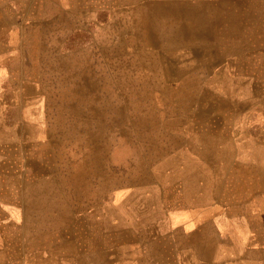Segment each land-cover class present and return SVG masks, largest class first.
I'll list each match as a JSON object with an SVG mask.
<instances>
[{
    "label": "rangeland",
    "instance_id": "rangeland-1",
    "mask_svg": "<svg viewBox=\"0 0 264 264\" xmlns=\"http://www.w3.org/2000/svg\"><path fill=\"white\" fill-rule=\"evenodd\" d=\"M263 1L0 0L7 125L10 111H22L20 130L0 143V188L26 233L38 226L36 253L53 249L52 264H63L68 241L70 264H77L79 237L86 257L95 241L129 237V219L111 234L115 208L126 216L146 196L158 205L163 192L195 184L223 197L247 185L242 175H264V150L261 165L237 159L242 144L257 137L264 144ZM78 97L93 102L76 107ZM78 110L98 116L55 133ZM53 130L71 173L86 158L84 198L66 199L56 211L65 166L54 162ZM84 138H91L89 155L75 144Z\"/></svg>",
    "mask_w": 264,
    "mask_h": 264
},
{
    "label": "crops",
    "instance_id": "crops-1",
    "mask_svg": "<svg viewBox=\"0 0 264 264\" xmlns=\"http://www.w3.org/2000/svg\"><path fill=\"white\" fill-rule=\"evenodd\" d=\"M227 1L222 0L220 4H225ZM255 2L261 3V0H255ZM4 17L2 11L0 15L1 34L5 30ZM5 53L4 44L1 43L0 143L3 144H5L7 134L20 130L22 117L20 109H13L10 111L13 114V122L7 125L4 96L6 81L5 57L3 56ZM81 102L88 104L93 102V99L78 97L71 103L77 107ZM94 114L96 113L92 115ZM92 115L89 113L84 116L79 110L77 114L69 111L68 115L63 116L62 128L58 132L53 130V140L58 137L54 136V132L69 133L71 126H80L87 121H93ZM57 116L58 119L54 121L59 120V115ZM102 116L104 115L99 116L100 119H103ZM109 122L106 124L110 125ZM76 132L85 133V130ZM88 133L92 132L88 131ZM90 140L91 138L88 140L84 138L75 144L81 147L80 149L84 151V154L86 152L89 155ZM51 142L53 145L51 151L55 161L52 160L59 163L61 167L65 166L60 170L61 186L57 191L58 196L62 194L65 198H62L58 203L53 202L51 204V210L56 211L58 204L67 205L66 199L68 201L71 198H84L86 190L83 185L85 176L82 167L86 163V158L79 157L77 175L73 174L70 171L69 156L59 153L61 146H56L57 142ZM67 144L71 145L68 140ZM64 147L66 146L62 144V148ZM263 150L264 144L258 137L254 138L253 142L246 145L242 144L237 158L239 164L242 166L263 164L261 161ZM254 174L248 177L242 175L243 181L247 182V185H239L236 189L231 187L224 192L226 196L223 197L209 196L208 190L200 191L195 184L193 189L163 192L164 201L158 205L150 202L146 196V200L137 203L143 206L140 207L142 209L137 211L138 206L133 205L134 210L129 214L126 213V216L122 212L118 213L115 208V211L113 213L110 211L111 214L109 215V223L113 222L111 234L126 226V230H129V237L123 243L115 241L107 246H102L101 240L95 241L92 246L93 251H89L91 254H88L91 255L90 257H86V244L80 245L83 239L79 237L77 264H87L88 261L93 264H264V186L262 187L260 184L262 181L264 183V175ZM194 176L196 183V174ZM76 179L77 188H74V180ZM204 193L205 196L202 199L200 196ZM173 197L175 200L173 199V204H170L168 201H171L169 199ZM165 198L169 199L165 200ZM10 207L6 202L4 189L0 188V264H27L30 260L33 264H52L54 262L53 249H51L50 255H46V257L36 253L38 226L35 225L37 230L34 229V234H27L26 228L18 220L20 217ZM63 219L65 221V217ZM128 219L129 224L126 223L124 227L122 225L119 227V220L127 221ZM25 220L29 219L25 217ZM100 220H102V215ZM104 220H107V217ZM56 222H62L60 216L53 217L51 220V231ZM48 226L46 227L47 231ZM98 231V236L102 238L100 223ZM49 242H51L50 239ZM61 246L66 250L60 260L63 264H70L71 256L68 247L71 245L67 241ZM33 252H35L33 255L35 259H30L32 256L30 254Z\"/></svg>",
    "mask_w": 264,
    "mask_h": 264
},
{
    "label": "bare ground",
    "instance_id": "bare-ground-1",
    "mask_svg": "<svg viewBox=\"0 0 264 264\" xmlns=\"http://www.w3.org/2000/svg\"><path fill=\"white\" fill-rule=\"evenodd\" d=\"M152 36H153V33H152ZM70 108H72V107H70ZM71 110H72V109H71ZM53 141H54V142H57L58 140H57V139H54ZM93 157H94V155H93L90 159H93ZM93 172L95 173V170H93V169H90V170H89V174H90V175H93ZM128 198H129V197H128ZM118 210H119V209H118Z\"/></svg>",
    "mask_w": 264,
    "mask_h": 264
}]
</instances>
